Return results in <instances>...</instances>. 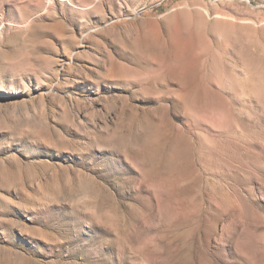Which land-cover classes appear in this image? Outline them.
Returning a JSON list of instances; mask_svg holds the SVG:
<instances>
[{
    "label": "rangeland",
    "instance_id": "rangeland-1",
    "mask_svg": "<svg viewBox=\"0 0 264 264\" xmlns=\"http://www.w3.org/2000/svg\"><path fill=\"white\" fill-rule=\"evenodd\" d=\"M0 264H264V0H0Z\"/></svg>",
    "mask_w": 264,
    "mask_h": 264
},
{
    "label": "bare ground",
    "instance_id": "bare-ground-1",
    "mask_svg": "<svg viewBox=\"0 0 264 264\" xmlns=\"http://www.w3.org/2000/svg\"><path fill=\"white\" fill-rule=\"evenodd\" d=\"M252 89V88H251Z\"/></svg>",
    "mask_w": 264,
    "mask_h": 264
}]
</instances>
